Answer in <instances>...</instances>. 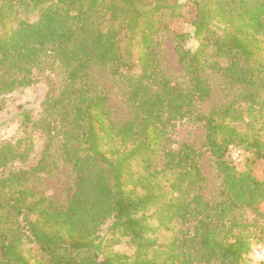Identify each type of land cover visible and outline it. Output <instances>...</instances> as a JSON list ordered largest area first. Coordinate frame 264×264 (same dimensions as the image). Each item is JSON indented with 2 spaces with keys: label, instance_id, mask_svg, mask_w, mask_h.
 <instances>
[{
  "label": "trees",
  "instance_id": "16d2710c",
  "mask_svg": "<svg viewBox=\"0 0 264 264\" xmlns=\"http://www.w3.org/2000/svg\"><path fill=\"white\" fill-rule=\"evenodd\" d=\"M175 18L192 31L171 30ZM164 31L185 83L161 70ZM104 71L123 83V118L95 81ZM209 75L236 92L202 113ZM38 83L40 116L19 105L40 156L24 168L28 135L0 143V264H245L253 243L264 247V0H0V105ZM183 118L204 124L216 201L200 192L202 152L170 147ZM244 119L251 133L238 129ZM55 136L74 177L61 202L20 187L49 168ZM233 147L246 152L242 167L226 159ZM121 238L132 253L112 249Z\"/></svg>",
  "mask_w": 264,
  "mask_h": 264
},
{
  "label": "rangeland",
  "instance_id": "374dc122",
  "mask_svg": "<svg viewBox=\"0 0 264 264\" xmlns=\"http://www.w3.org/2000/svg\"><path fill=\"white\" fill-rule=\"evenodd\" d=\"M170 29L175 31H192V27L185 23L181 18H175L172 20L170 22ZM171 36L172 33L170 31H164L159 36V44L156 50L160 61V67L168 76H171L176 81L185 83L187 77L185 72H183L182 65L177 62L176 54L171 42ZM188 44L194 47L196 42L191 39ZM55 75L56 72L53 73V76L59 83L60 79ZM95 81L108 89L110 96L108 103L112 109L113 117L123 118L127 114L128 106L124 98L125 89L120 78H113L104 71L95 75ZM209 82L213 90L210 98L199 104V111L202 113H207L211 108L227 103L236 92L234 88L226 87L218 76L209 75ZM44 88L43 84L38 83L35 87L20 88L11 93L4 94L1 97L0 143L4 141L14 142L25 135H28L29 140L32 141L31 155H34V158L20 164L24 168L30 167L40 156V151L43 148V138L37 131L31 133L30 126L25 130L23 129L19 104L28 108H33V118H37L41 114V102L45 93ZM246 121L247 119L239 120L236 122V125L239 130L251 133L252 128L246 126ZM169 134L172 140L170 147L176 148L182 141H186L202 152L200 163L202 165L205 181L202 184L200 192L205 198L211 201L218 200L220 197L219 189L221 176L215 169L210 153L203 145L205 139L204 124L202 122H195L183 118L180 121H177L175 125L169 129ZM260 137L264 138V127L260 130ZM60 143V136H55V138L52 139V144L46 152L50 165L49 168L43 171L27 173L25 180L20 184L21 188L50 197L57 202L64 200L66 191L73 184L74 177L70 167L63 162L61 158ZM237 150H239L240 161L233 159L234 152ZM245 156L246 152H244L243 149L233 147L227 152L226 159L236 164L237 167H242ZM262 207L264 208V204ZM243 215L247 220H250L253 217L249 212H245ZM106 226V224L101 226L99 230L100 234L105 232ZM256 244L253 243L252 245L255 246ZM111 247L113 250L129 254L132 253L134 249L124 238H121L119 242L113 244ZM245 264H264V258L258 260L252 252H249V254L246 255Z\"/></svg>",
  "mask_w": 264,
  "mask_h": 264
},
{
  "label": "built area",
  "instance_id": "2783aa9c",
  "mask_svg": "<svg viewBox=\"0 0 264 264\" xmlns=\"http://www.w3.org/2000/svg\"><path fill=\"white\" fill-rule=\"evenodd\" d=\"M233 159L236 161H240L241 158L239 157V150L234 152ZM251 252L258 260L264 258V247L261 244H256L255 246H253Z\"/></svg>",
  "mask_w": 264,
  "mask_h": 264
}]
</instances>
